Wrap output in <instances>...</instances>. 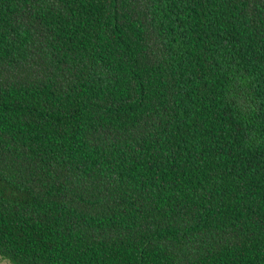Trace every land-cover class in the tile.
Wrapping results in <instances>:
<instances>
[{
  "label": "trees",
  "instance_id": "1",
  "mask_svg": "<svg viewBox=\"0 0 264 264\" xmlns=\"http://www.w3.org/2000/svg\"><path fill=\"white\" fill-rule=\"evenodd\" d=\"M0 258L264 264V0H0Z\"/></svg>",
  "mask_w": 264,
  "mask_h": 264
},
{
  "label": "rangeland",
  "instance_id": "2",
  "mask_svg": "<svg viewBox=\"0 0 264 264\" xmlns=\"http://www.w3.org/2000/svg\"><path fill=\"white\" fill-rule=\"evenodd\" d=\"M0 264H10L7 260L0 258Z\"/></svg>",
  "mask_w": 264,
  "mask_h": 264
}]
</instances>
